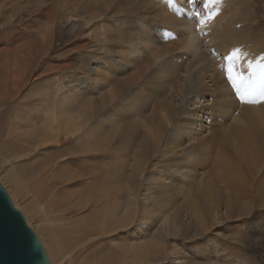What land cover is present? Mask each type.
<instances>
[{
	"label": "rangeland",
	"instance_id": "1",
	"mask_svg": "<svg viewBox=\"0 0 264 264\" xmlns=\"http://www.w3.org/2000/svg\"><path fill=\"white\" fill-rule=\"evenodd\" d=\"M230 1L232 4L226 3L230 5L228 9H233V4L236 8L240 7L243 20L240 24L241 34L247 36L253 49L259 42L264 53V0ZM103 2L0 0V180L4 184L6 181V187L11 192L19 194L14 178L33 186L40 170H37V164L47 162L50 156L64 154L80 158L70 166L72 172L83 165L104 166L111 161L117 167L114 182L120 207L127 202V193L136 200L132 222H143L140 239L143 242L151 241L150 234L163 226L160 231L167 237L161 241L162 245L157 242L159 249L154 246L155 253L161 259L158 264H264L258 259V253H261L259 249L253 250L243 244V236L247 235L243 226L254 216L253 213L242 214V222L234 217L203 221L202 210H198L197 202L192 200L196 180L191 181L193 183L187 180L183 182L176 177L175 167H183L187 158L181 153L178 138L174 136L177 123L182 119H170L169 113L172 116L176 111L175 106H181L187 100L190 93L188 88L167 84L161 89L134 90L135 86L118 83L99 91L95 85L87 86L85 79L89 76L87 67L90 61L105 58V55L101 56L107 49L108 53L113 54L116 50L114 45L118 44L112 40H109L108 46L104 43L102 31L112 23L108 19V12L101 14L103 16L98 21L101 23H94L93 16L99 13L96 8ZM116 23L120 24L114 21L112 25ZM120 33L124 34L123 41L128 43L130 34L127 35L122 29ZM165 34V38L169 39L170 34ZM171 40L168 42L170 48L172 44L175 45V41ZM243 42L240 56H246L250 63L255 55L247 52ZM240 56L244 64L246 60ZM146 67L140 64L136 69L132 68L127 78L144 80L155 74V67ZM17 72L21 77L15 85L14 80L20 76ZM224 81L231 88L226 75ZM76 122L80 124L78 131L69 133ZM210 123L212 126H209V134L203 145L205 150L202 149L206 154L205 161L197 165V171L203 175L199 178L204 177L205 182L211 166L209 163L215 157L213 146L223 148L226 145L225 141L218 143L224 137L219 132L221 129L213 125L212 120ZM11 133L16 136L7 140L6 135ZM215 133L218 134L212 137ZM66 134L68 140L58 148L45 146V143ZM88 136L96 139L94 150L85 144ZM108 145L114 151L111 160L104 159L105 156L102 158V149ZM72 172L68 173L67 178L74 177ZM154 179H159L158 184L161 182L162 187L153 196L148 211L142 214L140 204L143 194L152 186ZM203 181L201 183H205ZM48 188L45 181L42 190L49 193L48 198L53 205L51 208L49 202L44 201L45 213L56 210L54 208L58 205V215L68 217L81 211L78 207L75 210L69 207V201L75 195L85 194L86 190L80 189V184L70 181L55 185L50 190ZM161 201L168 203L167 212L159 208ZM36 206L34 202L33 207ZM141 215L145 216L143 220L139 219ZM67 238V234L61 235L62 240ZM63 245L65 249L69 247L68 242L63 241ZM156 249L164 250L163 255ZM174 250L176 255H172ZM90 261L86 264L101 263L97 258Z\"/></svg>",
	"mask_w": 264,
	"mask_h": 264
},
{
	"label": "bare ground",
	"instance_id": "2",
	"mask_svg": "<svg viewBox=\"0 0 264 264\" xmlns=\"http://www.w3.org/2000/svg\"><path fill=\"white\" fill-rule=\"evenodd\" d=\"M206 2L208 7L204 6ZM227 2L232 4L230 0H219V3H212L211 0H104L103 3H97L96 10L99 13L93 16L95 25L101 23L98 22L103 16L101 14L106 12L110 14L109 21L120 22L104 27L102 35L105 45H109V40L118 44L114 45L116 50L113 54L109 52L110 55L108 49L105 52L103 50L105 54L101 57L105 55V58L90 61L87 67L89 76L85 82L87 86L95 85L99 91L118 83L135 86L134 90L152 87L161 89L167 84L188 88L190 93L187 100L181 106H175L176 111L172 116L169 113L170 119H182L177 123L174 136L178 138L181 153L187 158L183 167H175V176L183 182L196 180L198 183L192 200L197 202L198 210H202L203 221L209 218L234 217L242 222V214L253 213L254 216L243 226L247 230V235L243 236V244L253 250L259 249L261 253H258V259L264 261V101L240 103L235 97V91L224 81L229 63L225 57L230 55L234 48L240 49V56L243 41L247 52L254 54L255 58L253 61L249 59V63L246 56H240L246 62L243 64L240 58L236 61L238 71L247 75L249 64H264V53L259 42L254 49L250 47L247 36L241 34L240 24L243 20L240 7L236 8L233 4V9L230 10ZM217 9V15L197 29L199 19L217 12ZM195 13L200 15L196 16ZM121 29L127 35L130 34L128 43L123 41L124 34L120 33ZM165 33L170 34L169 39L165 38ZM170 39L175 41L171 48L168 43ZM140 64L155 67V74L144 80L127 78L132 68L136 69ZM19 75L18 79L14 80L15 85L20 81L21 74ZM211 120L224 135L218 143L225 141L226 145L223 148L213 146L215 157L209 163L211 166L207 174L208 180L205 182L204 177L199 178L203 175L197 171V165L205 161L206 154L202 149L205 150L203 145L212 126ZM79 125V122L74 123L69 133H76ZM216 134L218 133L212 137ZM6 136L9 140L16 134ZM68 138L67 134L60 136L53 142L45 143V146L58 148ZM85 144L92 149L96 144L95 137L88 136ZM102 150V158L105 156L104 159L111 160L114 151L110 146H105ZM79 160L76 156L64 154L50 156L47 162L37 164V170H40L35 183H32L33 186L14 178L19 194L11 192V189L6 187V181L4 184L0 180V185L6 191L12 206L35 234L49 263L86 264L92 262L90 259L97 258L101 261L98 264H158L161 259L157 252L155 253L154 246L157 242L162 245L161 241L167 237L160 231L163 226L150 234L151 241L143 242L140 239L143 222H132L136 211L135 198L127 193L128 200L123 204L124 207H120L118 203V191L114 182L117 167L110 161L111 163L108 162L104 166L83 165L73 172L70 171V166ZM69 172L74 173V177L67 178ZM9 180L11 181V178ZM45 181L48 182L49 190L55 185L67 184L70 181L80 184V189L86 190L85 194L83 196V193L76 192L78 194L73 195L69 207L74 210L78 207L81 211L68 217L58 215V205L54 208L56 210L52 211L53 214L45 213L44 201H48L51 208L53 207L48 198L49 193L42 190ZM202 181L205 183H201ZM158 183L159 179H154L152 186L143 194L140 204L142 214L148 211L153 196L160 191L158 189L162 187L161 182ZM42 199L43 201H40ZM34 202L36 207H33ZM158 206L164 212L169 210L167 202L161 201ZM144 218L143 215L139 217L140 220ZM62 234H67V240L61 239ZM63 241L68 242L67 249L64 248ZM155 247L159 249L157 245ZM157 251H160V255L164 253V250ZM176 254L174 250L172 255ZM105 255L107 258H104Z\"/></svg>",
	"mask_w": 264,
	"mask_h": 264
},
{
	"label": "water",
	"instance_id": "3",
	"mask_svg": "<svg viewBox=\"0 0 264 264\" xmlns=\"http://www.w3.org/2000/svg\"><path fill=\"white\" fill-rule=\"evenodd\" d=\"M0 264H50L35 234L1 185Z\"/></svg>",
	"mask_w": 264,
	"mask_h": 264
},
{
	"label": "snow or ice",
	"instance_id": "4",
	"mask_svg": "<svg viewBox=\"0 0 264 264\" xmlns=\"http://www.w3.org/2000/svg\"><path fill=\"white\" fill-rule=\"evenodd\" d=\"M212 3H219V0H211ZM205 7H208L206 2ZM212 12L208 16L199 19L197 29H200L206 21L212 20L218 13ZM194 15L199 16V13ZM239 48H234L230 55L225 59L229 62L226 69L227 81L231 88L235 91V97L240 103H258L264 101V64L257 63L255 66L248 65V73L238 71L236 69V61L239 60Z\"/></svg>",
	"mask_w": 264,
	"mask_h": 264
}]
</instances>
